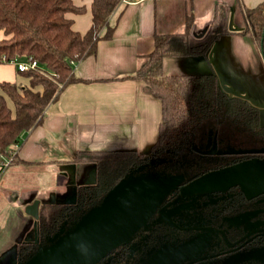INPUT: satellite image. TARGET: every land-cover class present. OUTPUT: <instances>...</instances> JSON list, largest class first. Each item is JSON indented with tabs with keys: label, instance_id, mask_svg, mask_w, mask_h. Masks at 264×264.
Returning <instances> with one entry per match:
<instances>
[{
	"label": "trees",
	"instance_id": "16d2710c",
	"mask_svg": "<svg viewBox=\"0 0 264 264\" xmlns=\"http://www.w3.org/2000/svg\"><path fill=\"white\" fill-rule=\"evenodd\" d=\"M233 1L245 23L244 31L258 42L264 34V1L254 7ZM215 5L212 22L201 36L192 34L189 19L182 32L153 35L152 49L143 62L133 73L119 77L142 82L143 89L160 101L158 145L183 147L193 134L186 133L190 127L195 129L199 122L215 119L220 111L235 116L241 110L232 104L236 98H228L221 90L211 70L200 74L163 73L164 58L206 57L215 40L230 33L241 34L228 31L230 2L223 0ZM119 6L125 5L120 0H92L90 26L80 33L68 14H82L85 6H77L73 0H0V30L4 33L0 63L29 57L37 61V68L19 71L27 78L25 85L0 81V155L8 158L23 136L42 122L45 109L59 93L71 82L80 81L73 74V63L94 54L99 40L111 39L114 24L110 19ZM11 159L9 164L16 160L14 156ZM137 160L133 150H78L71 159L55 162L95 165L96 182L78 203L87 208L96 204ZM39 203L36 230L42 246L63 224L70 227L79 211L70 212L74 206L64 202ZM35 246L33 241L17 242L16 262L29 258Z\"/></svg>",
	"mask_w": 264,
	"mask_h": 264
},
{
	"label": "crops",
	"instance_id": "0c3cea01",
	"mask_svg": "<svg viewBox=\"0 0 264 264\" xmlns=\"http://www.w3.org/2000/svg\"><path fill=\"white\" fill-rule=\"evenodd\" d=\"M73 1L85 6L82 14H68L73 28L83 33L90 26L92 0ZM219 1L223 0H133L117 8L110 19L114 24L111 39L99 40L94 54L73 63V74L80 81L66 86L45 109L42 122L13 148V163L5 166V157L0 155V206L4 207L0 209V260L31 229L33 218L25 213L23 202L31 196L40 199L51 193L58 199L67 192L57 191L52 185L42 192L37 187V178L44 176V170L49 172L55 166L60 173L71 167L55 161L70 159L78 150L140 152L155 141L160 101L143 89L142 82L119 77L133 73L143 62L152 49L153 35L182 32L187 19L191 21L192 34L206 30ZM240 2L248 7L258 4ZM3 37L0 30V39ZM175 60L182 61L183 66L204 63L190 58ZM0 81L25 85L27 78L11 62H5L0 63ZM11 166L14 172L35 166L37 178L29 185L19 184L15 175H7Z\"/></svg>",
	"mask_w": 264,
	"mask_h": 264
},
{
	"label": "flooded vegetation",
	"instance_id": "af4514ba",
	"mask_svg": "<svg viewBox=\"0 0 264 264\" xmlns=\"http://www.w3.org/2000/svg\"><path fill=\"white\" fill-rule=\"evenodd\" d=\"M238 27L241 30L234 32L248 33L244 31V22ZM253 41L264 65V34L258 42ZM226 95L236 98L232 104L241 108L235 116L220 111L215 119L199 122L195 129L190 127L186 133L193 134L183 147L158 145L157 133L146 150L135 151L138 160L117 182L127 175L178 177L180 180L155 205L146 222L96 264H142L164 245L179 246L187 241H195L189 256L192 261L196 260L191 264H221L235 256L239 259L236 264H264V123L260 121L259 107L240 97ZM116 151L131 150L113 152ZM79 165L69 166L75 172ZM85 174L76 175L81 180ZM76 175L68 185L70 189L59 198L71 200L75 191L74 203L68 205L74 206L70 212L79 211V219L81 214L99 205L108 191L96 204L79 207L81 197H86L85 193L95 183L76 182ZM31 241L34 242L33 238ZM34 243L37 249L41 246L38 236Z\"/></svg>",
	"mask_w": 264,
	"mask_h": 264
},
{
	"label": "water",
	"instance_id": "95a60500",
	"mask_svg": "<svg viewBox=\"0 0 264 264\" xmlns=\"http://www.w3.org/2000/svg\"><path fill=\"white\" fill-rule=\"evenodd\" d=\"M233 15L234 8L230 7L227 25L229 32L241 30L234 22ZM204 31L197 36H201ZM225 36L227 35L215 40L211 45L206 57H204L205 62L211 65L219 86L225 93L248 100L255 107H263L264 105H260L259 101L249 95V92L241 86L231 83L216 62L217 47L221 42V38ZM190 59L195 60L196 57H190ZM89 172L88 179L83 182L84 185L95 183V165H90ZM179 180L178 177L150 178L148 176L131 177L127 175L108 190L99 205L93 206L89 211L81 214L79 219L68 229L62 225L55 234L48 238L46 245L39 246L25 261L22 263L16 262L15 245L6 254L7 259L5 258V261L0 260L3 261L0 264H96L107 252L129 239L134 231L146 222L155 205ZM49 196V202L72 204L74 203L75 191L72 193L71 200L55 199L54 193ZM39 202L40 199L33 198V196L23 202L25 213L33 218L31 229L25 237L33 231L34 242H37L38 236L36 226ZM22 240L31 241L27 238ZM194 248L195 241H187L179 246L164 245L153 251L142 264H191L196 260L192 261L191 256H189ZM238 261V257L235 256L224 260L221 264H236ZM194 264L216 263L199 262Z\"/></svg>",
	"mask_w": 264,
	"mask_h": 264
},
{
	"label": "rangeland",
	"instance_id": "374dc122",
	"mask_svg": "<svg viewBox=\"0 0 264 264\" xmlns=\"http://www.w3.org/2000/svg\"><path fill=\"white\" fill-rule=\"evenodd\" d=\"M227 1L230 2L231 5L234 3L233 0ZM259 1L260 0H247V2H250L252 4H257ZM233 5L232 7L234 8V19L239 23L243 22V19L237 7L238 5L236 3H234ZM217 49L218 51L215 56L216 62L219 64L220 68L227 76L226 78H228V80L234 85L241 86L245 91L249 92V95L259 100L260 104L264 103V65L263 63H261V59L259 57V49L256 47L251 34L245 33L244 35H242L238 33H230L229 35L221 38V42L219 43ZM164 60H167L163 64V73L165 74H200L204 71H209V66L206 65L207 63L205 62L203 56L196 57L194 61H199L200 63L203 61V65L206 66L207 70H205V67H203V65L198 63L189 64L190 66H183L182 61H177L174 58H164L163 61ZM210 70H212V68H210ZM259 110L260 121L261 123H264V107H260ZM4 160L5 162H7L8 158L5 157ZM28 168L26 167L23 169V171L19 170L14 172L15 167L11 166L8 169L7 175L13 174L15 175V180L21 182L19 184L26 185V183L28 182L27 185H29L34 182L37 176H35V174L33 173L36 171L35 166H29ZM89 168L90 166L88 164H82L76 167V173L71 167L63 168L64 170L62 172L57 173V170L59 169L57 168L56 170L55 166H51L49 172L44 170V176H38L37 179L39 185L37 187L41 189L39 190L40 192L43 191L42 189L47 190L51 185V188H55L57 191H68L70 189L68 185L73 181V179H75L74 177L76 174L84 175L85 171H88L85 174L86 177H83L84 179L81 177L83 180L78 179L76 175V182L82 183L84 182L85 178L87 179L90 173V170H88ZM61 170L62 169L60 168V171ZM49 198L50 196L48 195L40 199L48 200ZM1 207L2 205L0 206V209ZM25 238H27V240H31L33 238L32 232L24 237V239ZM6 259L3 258V261H5Z\"/></svg>",
	"mask_w": 264,
	"mask_h": 264
},
{
	"label": "built area",
	"instance_id": "2783aa9c",
	"mask_svg": "<svg viewBox=\"0 0 264 264\" xmlns=\"http://www.w3.org/2000/svg\"><path fill=\"white\" fill-rule=\"evenodd\" d=\"M133 0H120L121 5H126L131 3ZM12 63L17 71L25 72V70H30L37 68V61L32 59L31 57L25 58V59H10L9 63ZM15 151L13 150L8 157V161L4 162V165H8L10 161L12 160L11 157L14 155Z\"/></svg>",
	"mask_w": 264,
	"mask_h": 264
}]
</instances>
